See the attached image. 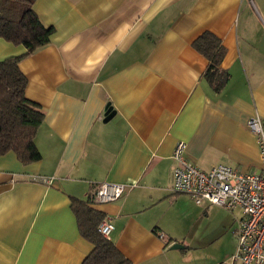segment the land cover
<instances>
[{
  "label": "crops",
  "instance_id": "crops-1",
  "mask_svg": "<svg viewBox=\"0 0 264 264\" xmlns=\"http://www.w3.org/2000/svg\"><path fill=\"white\" fill-rule=\"evenodd\" d=\"M32 9L53 28L18 63L24 95L43 114L41 159L0 156V264H81L93 247L72 198L110 219L108 240L132 264L228 262L241 215L174 193L171 156L181 141L201 171L260 172L246 124L264 118V0H35ZM204 32L225 51L218 93L191 46ZM25 52L0 39V62ZM101 183L126 190L96 204Z\"/></svg>",
  "mask_w": 264,
  "mask_h": 264
},
{
  "label": "trees",
  "instance_id": "trees-1",
  "mask_svg": "<svg viewBox=\"0 0 264 264\" xmlns=\"http://www.w3.org/2000/svg\"><path fill=\"white\" fill-rule=\"evenodd\" d=\"M35 0H0V39L14 46H23L25 53L0 62V156L12 152L22 165L40 161L34 143L43 114L36 104L26 99V77L18 68L19 61L46 46L53 28L44 26L32 6ZM192 48L207 62L203 78L218 93L226 85L229 75L221 70L224 48L220 40L209 32L202 33ZM80 236L92 245V251L81 264H132L101 236L98 226L104 216L88 202L70 199Z\"/></svg>",
  "mask_w": 264,
  "mask_h": 264
},
{
  "label": "built area",
  "instance_id": "built-area-1",
  "mask_svg": "<svg viewBox=\"0 0 264 264\" xmlns=\"http://www.w3.org/2000/svg\"><path fill=\"white\" fill-rule=\"evenodd\" d=\"M254 135L259 173H239L226 165H216L201 171L185 158V143L177 142L171 159L172 191L187 195L196 205L207 203L225 211L240 209L241 218L234 231L236 246L229 261L216 264H264V118L255 115L247 121ZM35 182L49 185L52 179L34 178ZM126 186L101 183L95 187L93 201L110 203L119 199ZM113 226L104 217L98 226L101 236L108 239Z\"/></svg>",
  "mask_w": 264,
  "mask_h": 264
},
{
  "label": "water",
  "instance_id": "water-1",
  "mask_svg": "<svg viewBox=\"0 0 264 264\" xmlns=\"http://www.w3.org/2000/svg\"><path fill=\"white\" fill-rule=\"evenodd\" d=\"M110 112H111V107L110 106H107V108H106V112H105V114H104V120L106 121V120H108L109 118H110ZM180 248H182V246L181 245H179V244H177V243H174L171 247H170V249H172V250H174V249H180Z\"/></svg>",
  "mask_w": 264,
  "mask_h": 264
},
{
  "label": "rangeland",
  "instance_id": "rangeland-1",
  "mask_svg": "<svg viewBox=\"0 0 264 264\" xmlns=\"http://www.w3.org/2000/svg\"><path fill=\"white\" fill-rule=\"evenodd\" d=\"M247 1H249V0H247ZM216 207V206H215ZM213 209H215V210H217V208H213ZM219 209H221V208H219ZM223 210V209H222ZM222 210H221V212H222ZM220 211V210H219ZM223 211H225V210H223ZM225 212H227V213H231L232 215H234V216H240L241 215V211H240V209H235L234 211H225ZM225 212H222V213H225ZM202 229H203V227H202Z\"/></svg>",
  "mask_w": 264,
  "mask_h": 264
}]
</instances>
